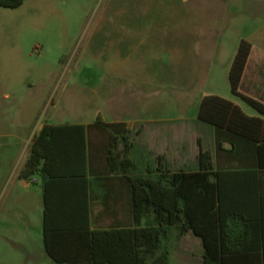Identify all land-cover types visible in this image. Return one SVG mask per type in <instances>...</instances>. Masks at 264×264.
Segmentation results:
<instances>
[{
	"label": "rangeland",
	"instance_id": "374dc122",
	"mask_svg": "<svg viewBox=\"0 0 264 264\" xmlns=\"http://www.w3.org/2000/svg\"><path fill=\"white\" fill-rule=\"evenodd\" d=\"M262 30L264 0L0 6V264H97L59 263L44 250L41 179L19 176L44 122L124 120L140 172L197 168L198 142L190 137L201 131L208 145L210 130L194 122L206 89L261 115L231 90L229 70L240 40L260 42ZM175 126L186 132L170 143L174 158L164 144ZM188 232L172 239L174 256H200L190 252L201 238Z\"/></svg>",
	"mask_w": 264,
	"mask_h": 264
},
{
	"label": "trees",
	"instance_id": "16d2710c",
	"mask_svg": "<svg viewBox=\"0 0 264 264\" xmlns=\"http://www.w3.org/2000/svg\"><path fill=\"white\" fill-rule=\"evenodd\" d=\"M24 0H0L15 8ZM252 47L239 42L229 70L231 90L261 115L216 93L205 94L198 119L215 128L214 165L209 149L199 152L198 168H149L138 172L129 156L131 128L124 120L44 122L33 134L19 176L41 179L44 200V250L59 263L169 264L172 226L179 234L198 235L204 264H225L227 256H255L264 232V102L240 91V80ZM93 135L108 155L104 171L127 174L131 221L94 225L90 178ZM107 139L105 140V137ZM55 180L68 186L53 194ZM263 243V242H262ZM263 245V244H262Z\"/></svg>",
	"mask_w": 264,
	"mask_h": 264
},
{
	"label": "crops",
	"instance_id": "0c3cea01",
	"mask_svg": "<svg viewBox=\"0 0 264 264\" xmlns=\"http://www.w3.org/2000/svg\"><path fill=\"white\" fill-rule=\"evenodd\" d=\"M245 38V37H243ZM260 42H255L252 38L248 40L251 41L252 47L240 80L239 89L241 92L248 94L252 97H255L264 102V30L260 33ZM216 93L227 97L234 102L238 103L243 109L244 106L238 97H232L230 95H226V93H222L218 89H206L203 92L202 97L205 94ZM237 95V94H236ZM239 96V95H238ZM201 97V99H202ZM242 98L241 96H239ZM201 102V100H200ZM245 110V109H244ZM247 112V111H246ZM248 113V112H247ZM253 114V113H249ZM258 115V114H254ZM196 124H199L202 129L210 130V134H208V145L203 146L204 137L201 131L193 130L192 135L190 137L191 140L198 142V154L195 157V165L199 167V152L202 149H209L213 154V163L214 165H218V163L225 162L224 159L220 158L219 160L215 155V128L213 125L198 119V117H194ZM88 123V122H85ZM40 128V127H39ZM186 132V127L175 126L173 130V135L170 138L165 137V146L168 145V148L171 149L170 143L175 144L178 134ZM180 136V135H179ZM107 136L105 137V140ZM103 138L100 135H93L92 142L94 147L92 148V152L95 156L91 157V165L93 173L89 174L90 178V200H91V216L92 222L94 225H110V224H123L129 223L131 221V213H132V200H131V190L129 180L127 178V174L121 171H112L107 172L104 171L107 168L108 163V155L100 150V156H98L99 151L97 149V145L102 142ZM172 150V149H171ZM132 151V149H131ZM175 150H172V156H174ZM131 159H133L138 167V172L144 174L145 172H140L139 164L131 156V152L129 154ZM173 158V159H174ZM189 165V162L187 163ZM171 165L170 167H161L163 169H170L172 171L178 170L173 169ZM197 167V168H198ZM185 168L183 166L179 167ZM192 168V167H191ZM186 168V169H191ZM196 167H194L195 169ZM193 169V168H192ZM53 186H51V192L53 194H58L64 192L68 189V186L63 182L55 180ZM44 203V200H43ZM264 232V230L262 231ZM186 232L182 235L179 234L178 229L175 226L171 228L170 241H169V264H204V256H203V244L202 241L199 240L200 246L197 248L198 250H191L190 254H200V256H174L175 255V243L172 242V239L180 238L181 236L187 234ZM259 238V248L255 250V256H227V263L225 264H264V234L262 237L263 241H260ZM263 242V243H262ZM263 244V245H262ZM174 247V248H173ZM192 249V248H191ZM171 250H173L174 254L171 256Z\"/></svg>",
	"mask_w": 264,
	"mask_h": 264
}]
</instances>
